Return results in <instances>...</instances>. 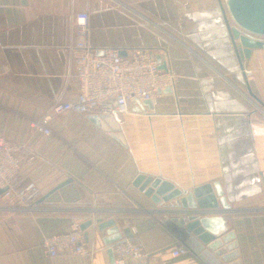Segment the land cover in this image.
<instances>
[{"label": "crops", "instance_id": "obj_1", "mask_svg": "<svg viewBox=\"0 0 264 264\" xmlns=\"http://www.w3.org/2000/svg\"><path fill=\"white\" fill-rule=\"evenodd\" d=\"M224 10V0H0V138L26 146L20 183L40 191L28 209L0 193V264H114L99 221H115L123 240L129 231L151 253L182 243L197 257L152 264H226L188 223L179 226L190 214L182 197L161 208L162 187L146 196L134 186L139 175L186 193L219 182L230 211L208 217L235 233L240 264H264V51L241 68ZM81 12L99 54L145 50L179 82L125 116H54L49 137L29 120L78 97L71 46ZM91 221L88 257L49 259L45 237Z\"/></svg>", "mask_w": 264, "mask_h": 264}, {"label": "built area", "instance_id": "obj_2", "mask_svg": "<svg viewBox=\"0 0 264 264\" xmlns=\"http://www.w3.org/2000/svg\"><path fill=\"white\" fill-rule=\"evenodd\" d=\"M228 1V0H227ZM226 1V3H227ZM76 41L71 46L72 66L78 86L75 101H58L38 120H29L33 130L52 136L50 122L54 116L74 114L87 118L106 119L125 116L132 107L153 101L179 82L175 71L145 50H136L131 56H122L119 50L105 49L98 53L89 43L90 15L81 12L74 18ZM248 77L252 76L246 71ZM25 145L0 138V192L3 201L16 209L32 207L40 196L33 183H20L21 154ZM159 206L162 208L163 203ZM166 225V222H163ZM49 259L88 257L90 252L84 232L74 229L68 234L45 237L42 244ZM114 264H152L153 260H196L197 257L182 243L151 253L136 239H124L109 247Z\"/></svg>", "mask_w": 264, "mask_h": 264}, {"label": "water", "instance_id": "obj_3", "mask_svg": "<svg viewBox=\"0 0 264 264\" xmlns=\"http://www.w3.org/2000/svg\"><path fill=\"white\" fill-rule=\"evenodd\" d=\"M224 15L238 61L243 69L244 62L250 60L255 51H264V0H228ZM231 24H234V28L231 27ZM158 62L161 64L160 58H158ZM161 68L165 69V66L161 65ZM172 92V89H168L164 93L171 94ZM144 106L151 108L152 101L138 104L139 108H144ZM71 182L68 181L57 187L40 203H44L53 194ZM134 186L140 188V191L145 193L146 196L152 195L155 189L162 187V191H157L156 193L160 198L154 199L156 201L155 204H159L161 201L169 202L182 197L179 201L180 207L192 215L190 216L189 214V217H181L178 222L179 226L185 227L186 223H188L187 229L194 232L202 242L215 251L221 257L222 262L226 264H240L238 261L240 252L235 233L227 231L223 219H210L208 217L210 215L209 210L217 211L221 208L222 212L230 211V206L224 197L219 182L196 187L191 193H186L161 179L139 175ZM164 192H168L171 195L164 197L162 195ZM0 193L3 194L4 191ZM162 198L163 200H161ZM182 213L186 214V212ZM98 223V231H106L107 233V237L103 239L105 247L123 240L122 233L116 227L115 221L103 223L99 221ZM96 225L94 221L88 222L81 228V231L85 232L92 227L96 229ZM124 234H126L127 239H134V236L132 233L129 234V231H125ZM88 238L89 235L86 233V239L88 240Z\"/></svg>", "mask_w": 264, "mask_h": 264}, {"label": "rangeland", "instance_id": "obj_4", "mask_svg": "<svg viewBox=\"0 0 264 264\" xmlns=\"http://www.w3.org/2000/svg\"><path fill=\"white\" fill-rule=\"evenodd\" d=\"M226 1H227V0H224V4H225V6H226Z\"/></svg>", "mask_w": 264, "mask_h": 264}]
</instances>
